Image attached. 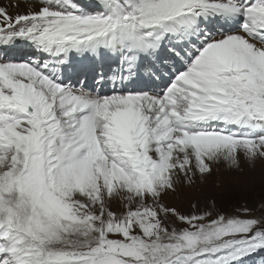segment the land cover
<instances>
[{
  "label": "snow or ice",
  "instance_id": "1",
  "mask_svg": "<svg viewBox=\"0 0 264 264\" xmlns=\"http://www.w3.org/2000/svg\"><path fill=\"white\" fill-rule=\"evenodd\" d=\"M258 164L264 0H0V264H264Z\"/></svg>",
  "mask_w": 264,
  "mask_h": 264
},
{
  "label": "rangeland",
  "instance_id": "2",
  "mask_svg": "<svg viewBox=\"0 0 264 264\" xmlns=\"http://www.w3.org/2000/svg\"><path fill=\"white\" fill-rule=\"evenodd\" d=\"M235 174L226 173L224 171H220L215 173L213 177L208 178V182L205 185H201V192L206 193L207 195L217 196L219 197L221 194L225 197L224 203L231 204L233 201L239 200V190L237 189L233 192L234 186L230 183L232 176ZM258 175V176H257ZM240 186L247 193L249 189L254 190L255 193H259L261 190H264V176L262 174H252L249 173L247 167L245 168V173L239 174ZM214 181H218L219 187H216ZM209 188L206 189L205 186ZM200 193L196 191L194 188L185 189L183 193H181L182 198H186L191 200L198 196ZM175 200V196L173 197ZM247 199L249 203L252 202V195L248 194Z\"/></svg>",
  "mask_w": 264,
  "mask_h": 264
},
{
  "label": "bare ground",
  "instance_id": "3",
  "mask_svg": "<svg viewBox=\"0 0 264 264\" xmlns=\"http://www.w3.org/2000/svg\"><path fill=\"white\" fill-rule=\"evenodd\" d=\"M252 174H254V173H252ZM255 174H261V165H259V164L257 165V169L255 171ZM239 179H241V177H239ZM205 188L208 189L209 187L206 185Z\"/></svg>",
  "mask_w": 264,
  "mask_h": 264
}]
</instances>
